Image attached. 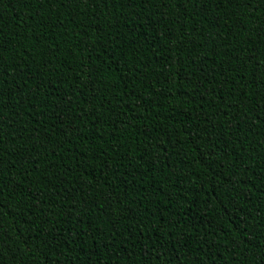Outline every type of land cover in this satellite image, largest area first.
<instances>
[{"label": "trees", "instance_id": "1", "mask_svg": "<svg viewBox=\"0 0 264 264\" xmlns=\"http://www.w3.org/2000/svg\"><path fill=\"white\" fill-rule=\"evenodd\" d=\"M261 21V0H0L2 264H259Z\"/></svg>", "mask_w": 264, "mask_h": 264}, {"label": "snow or ice", "instance_id": "2", "mask_svg": "<svg viewBox=\"0 0 264 264\" xmlns=\"http://www.w3.org/2000/svg\"><path fill=\"white\" fill-rule=\"evenodd\" d=\"M46 2L51 3L52 0H46ZM64 2L67 6L68 0H64ZM100 2H101V0H92V3L94 5H97V6ZM144 2L145 3H151L157 8L161 7V5H163L165 7L168 6V0H144ZM191 2H193V0H176V3L180 4V5H186L187 3H191ZM206 2H210V0H199V5L203 6ZM223 2H224V0H220V3H223ZM228 2L230 3L231 0H228ZM245 2L250 6L252 3V0H245ZM261 6H264V0H261ZM183 11L185 13L187 12L186 6L184 7ZM259 30L264 32V21H261ZM7 43H8L7 40L0 38V52H2L3 50H6L5 45ZM0 59H2V57H0ZM262 67H264V65H262ZM4 76H6V70H5L3 75H0V83H2ZM28 78L32 79L33 77L29 76ZM26 86H27V81H25L24 85H19L18 87L20 88L21 91H23V88ZM3 95H4L3 89H2V87H0V98H2ZM0 103L9 104V101L0 99ZM259 107L261 108V110H264V104L259 105ZM2 143H3V141H2V139H0V144H2ZM12 166L14 167V165H12ZM0 171H2V168H0ZM233 191H237V189H233ZM3 194H4V185L0 184V196H2ZM0 206H2V205H0ZM3 259H4L3 255H0V264H2ZM259 264H264V256L261 257Z\"/></svg>", "mask_w": 264, "mask_h": 264}]
</instances>
